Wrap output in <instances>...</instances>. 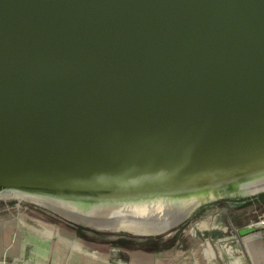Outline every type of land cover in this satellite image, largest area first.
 <instances>
[{"label":"water","instance_id":"obj_1","mask_svg":"<svg viewBox=\"0 0 264 264\" xmlns=\"http://www.w3.org/2000/svg\"><path fill=\"white\" fill-rule=\"evenodd\" d=\"M263 218L264 0H0V230L175 264Z\"/></svg>","mask_w":264,"mask_h":264},{"label":"crops","instance_id":"obj_2","mask_svg":"<svg viewBox=\"0 0 264 264\" xmlns=\"http://www.w3.org/2000/svg\"><path fill=\"white\" fill-rule=\"evenodd\" d=\"M251 223L236 228L235 233L231 235L223 231L215 233L212 230L196 232L189 251L175 264H264L263 228L252 226L257 228V231L237 236L236 239L231 238L236 231L248 227ZM29 235H32L31 232ZM14 236V239L4 242L5 249L0 251V259L8 258L12 264H114L102 261L64 241L59 243L45 240L44 243H39L41 238L37 239L35 236L36 242L31 243L30 238L25 237L27 234L19 233ZM224 238L226 239L222 240ZM8 244L10 247L6 249ZM29 244L32 247H29ZM37 244L40 247H37Z\"/></svg>","mask_w":264,"mask_h":264},{"label":"rangeland","instance_id":"obj_3","mask_svg":"<svg viewBox=\"0 0 264 264\" xmlns=\"http://www.w3.org/2000/svg\"><path fill=\"white\" fill-rule=\"evenodd\" d=\"M29 232H31V234H32L31 236L29 235ZM213 232L219 233L218 231H213ZM19 233H22L24 235L27 234V236H25V237L27 239L30 238L29 242H31V243L36 242V240H35L36 237H37V239L41 238V239H39V243H44L45 240H50L52 242L57 241L59 243H61V241H62V240L60 241L56 238H53L47 234L39 233L35 230L30 231V228L27 229V228H24V227L19 226V225H13L12 227L0 230V251H3L5 249V246H4L5 241H10V239L11 240L14 239V237H15L14 235H19ZM28 235H29V237H28ZM44 237H46L48 239H46ZM9 245L10 244H8V247L6 249H8L10 247ZM36 246L40 247V245H38V244ZM29 247H32L31 244H29ZM0 262H2L0 264H4L3 262H5V264H12V262L8 258H6L5 261H3V259H0Z\"/></svg>","mask_w":264,"mask_h":264},{"label":"built area","instance_id":"obj_4","mask_svg":"<svg viewBox=\"0 0 264 264\" xmlns=\"http://www.w3.org/2000/svg\"><path fill=\"white\" fill-rule=\"evenodd\" d=\"M252 226H255V227H259V228H263L264 229V218L263 219H260L258 221L252 222L250 225H248V227H252ZM3 261H5V260H3Z\"/></svg>","mask_w":264,"mask_h":264},{"label":"flooded vegetation","instance_id":"obj_5","mask_svg":"<svg viewBox=\"0 0 264 264\" xmlns=\"http://www.w3.org/2000/svg\"><path fill=\"white\" fill-rule=\"evenodd\" d=\"M227 206H230V207H234L235 206V204H233V203H228V204H226Z\"/></svg>","mask_w":264,"mask_h":264},{"label":"bare ground","instance_id":"obj_6","mask_svg":"<svg viewBox=\"0 0 264 264\" xmlns=\"http://www.w3.org/2000/svg\"><path fill=\"white\" fill-rule=\"evenodd\" d=\"M33 230V229H32ZM36 231V230H35ZM38 232V231H37ZM40 233V232H39ZM43 234V233H42ZM0 263H2V262H0ZM4 263V262H3ZM5 264V263H4Z\"/></svg>","mask_w":264,"mask_h":264}]
</instances>
